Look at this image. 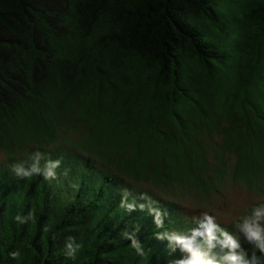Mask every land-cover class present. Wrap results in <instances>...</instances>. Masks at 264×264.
I'll return each mask as SVG.
<instances>
[{"label":"trees","instance_id":"trees-1","mask_svg":"<svg viewBox=\"0 0 264 264\" xmlns=\"http://www.w3.org/2000/svg\"><path fill=\"white\" fill-rule=\"evenodd\" d=\"M0 150V264H264L165 196L264 184V0H0Z\"/></svg>","mask_w":264,"mask_h":264},{"label":"rangeland","instance_id":"rangeland-1","mask_svg":"<svg viewBox=\"0 0 264 264\" xmlns=\"http://www.w3.org/2000/svg\"><path fill=\"white\" fill-rule=\"evenodd\" d=\"M4 157V152L0 150V161ZM226 158H232V156L226 155ZM141 185L146 188L152 187L147 183ZM155 191L165 194L160 189ZM165 196L176 200L183 215L188 218H203L219 224L239 223V227L244 228L245 223L242 221L250 217L251 212L256 213L259 205L264 204V184L254 189L240 181L226 179L218 185L217 190H211L206 197L195 193L194 189H185L182 192L176 187ZM262 211H264V205L259 212L262 213Z\"/></svg>","mask_w":264,"mask_h":264},{"label":"clouds","instance_id":"clouds-1","mask_svg":"<svg viewBox=\"0 0 264 264\" xmlns=\"http://www.w3.org/2000/svg\"><path fill=\"white\" fill-rule=\"evenodd\" d=\"M58 163V162H57ZM56 166V164H52L49 166V171L47 173V175L51 176L52 172H51V168H54ZM40 169L37 166V164H33L30 168V170H25L23 168L19 169V172L22 173L25 176L31 175L32 173H37L39 172ZM261 217V213L259 211H257L255 213V220L248 222H245V231L246 234L248 236L249 240H254L257 242V246L261 249V251H264V235H262V232H264V229H262L259 226V219ZM209 230H211V225H209ZM178 242H180L181 244H183V246L188 249L189 251H192L191 248V241L184 239L182 237H174ZM69 248H71V245H68ZM232 247L236 248L239 247L238 243L236 241H232ZM194 258L186 261L185 264H211V262H205L203 261L198 255H196L195 253H193ZM230 259L234 262V264H257V261L255 260V258H253L252 261H248L246 259H244L243 254L237 256V255H233L230 257Z\"/></svg>","mask_w":264,"mask_h":264}]
</instances>
